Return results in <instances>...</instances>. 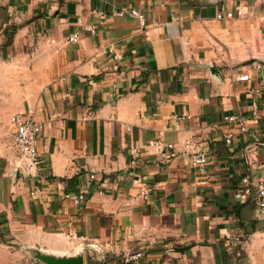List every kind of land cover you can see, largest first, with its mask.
I'll return each mask as SVG.
<instances>
[{
    "label": "crops",
    "instance_id": "1",
    "mask_svg": "<svg viewBox=\"0 0 264 264\" xmlns=\"http://www.w3.org/2000/svg\"><path fill=\"white\" fill-rule=\"evenodd\" d=\"M131 8L143 26L115 15ZM27 108L43 124L35 173L10 122ZM245 175H264V0H0V264H42L29 248L82 249L85 264H264L254 200L234 197Z\"/></svg>",
    "mask_w": 264,
    "mask_h": 264
},
{
    "label": "built area",
    "instance_id": "2",
    "mask_svg": "<svg viewBox=\"0 0 264 264\" xmlns=\"http://www.w3.org/2000/svg\"><path fill=\"white\" fill-rule=\"evenodd\" d=\"M95 12V11H94ZM101 13V12H97ZM115 15L118 17H123L125 15L130 16L137 20L141 26L145 24L144 14L136 9L131 8L127 10H119L115 12ZM241 15V10L239 6H236L233 10H224L220 9L216 14L217 19H229L234 16ZM81 24V21H78ZM84 30H88L91 33H95L96 29L93 25L81 26ZM79 36L78 32L75 31L68 36L69 42H78ZM108 54L111 55L112 59L118 60L120 55L115 52L113 46H109L107 49ZM238 80L244 81L248 80L249 76L247 73L237 76ZM177 118L185 119L188 118V115H182ZM227 121L234 122L241 129L245 128V120L242 116L239 115H227L224 117ZM10 122L13 126V140H14V149L18 154L19 158L23 161L26 170L29 173L37 172L40 159L39 152L37 147V140L43 130V124L38 121L32 109L27 108L23 111L16 112L10 117ZM231 133H227L225 136V142L229 143L231 139ZM149 146L157 148L159 151L170 152L173 145L170 143H164L159 139H152L148 142ZM184 148L189 151L190 159L192 164L199 172H203L206 165L208 164V157L205 151L199 148L198 144L193 139H187L184 141ZM137 179H134V182H137ZM240 188L234 193V197L241 203L246 202L248 199H253L258 218L262 222V229L264 230V175H260L256 178H250L248 176H242L240 180ZM42 186L37 185L32 190H30L29 195L32 198L39 197L42 195ZM62 198L69 200L75 206H81L86 201V194L84 191H63ZM68 238L71 239H82V236L77 235L75 232H70L67 234ZM142 253L137 252L131 255H128L124 258V262H130L132 260H137L141 258Z\"/></svg>",
    "mask_w": 264,
    "mask_h": 264
},
{
    "label": "water",
    "instance_id": "3",
    "mask_svg": "<svg viewBox=\"0 0 264 264\" xmlns=\"http://www.w3.org/2000/svg\"><path fill=\"white\" fill-rule=\"evenodd\" d=\"M29 251L31 257L42 264H85L82 249L73 253L45 252L39 248H29Z\"/></svg>",
    "mask_w": 264,
    "mask_h": 264
},
{
    "label": "trees",
    "instance_id": "4",
    "mask_svg": "<svg viewBox=\"0 0 264 264\" xmlns=\"http://www.w3.org/2000/svg\"><path fill=\"white\" fill-rule=\"evenodd\" d=\"M9 42H10V40H9V38H8V40L6 41V43H5V44H6V45H7V44H9Z\"/></svg>",
    "mask_w": 264,
    "mask_h": 264
}]
</instances>
